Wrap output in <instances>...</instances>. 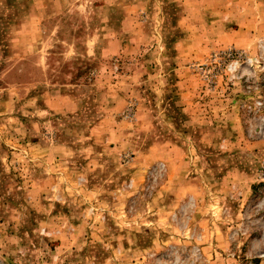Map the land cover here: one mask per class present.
<instances>
[{
  "label": "rangeland",
  "instance_id": "1",
  "mask_svg": "<svg viewBox=\"0 0 264 264\" xmlns=\"http://www.w3.org/2000/svg\"><path fill=\"white\" fill-rule=\"evenodd\" d=\"M0 264H264V0H0Z\"/></svg>",
  "mask_w": 264,
  "mask_h": 264
}]
</instances>
